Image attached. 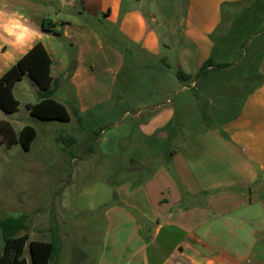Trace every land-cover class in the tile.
<instances>
[{"label":"crops","instance_id":"obj_1","mask_svg":"<svg viewBox=\"0 0 264 264\" xmlns=\"http://www.w3.org/2000/svg\"><path fill=\"white\" fill-rule=\"evenodd\" d=\"M140 1L0 0V77L36 43L42 42L52 59L54 97L70 112L68 122L76 126L74 138L89 140L86 114L97 104L106 102L92 101L93 95L88 93L90 81L83 78L84 57L88 54V42L94 39L98 43L100 36L84 22L74 28L72 15L84 17L86 13H95L94 18L100 20L102 15L105 18L119 16L121 9L128 11ZM246 2L248 0H162L170 14L164 19L167 32L151 31L145 36L147 54L156 59L162 57L168 62L167 66L190 75L189 79L178 78L176 91L191 90L199 102L206 97L208 110L206 105L199 104L213 125L201 130L196 139L187 141L180 150L172 149L166 162L155 165L147 178L110 183L112 189L105 188L101 196L72 204L73 211L61 205L51 238L31 239L33 232L29 241H51L57 235L63 244L60 255L65 250H79L72 220L75 223L81 216L99 215L103 223L101 242L95 246L93 256L83 253L81 258L64 260L59 255L49 264H264V64L252 75L237 77L246 84L258 76V83L244 91L240 87L231 90L230 84L229 88H220L211 82L201 86L215 74L230 72L238 65L235 50L216 48L213 34L218 35L223 24V3H230L229 8L245 6ZM249 3L248 8H264L262 1ZM122 19V27L133 29L132 14L126 12ZM44 20L53 22L56 30L73 40L72 46L78 50L75 53L77 67L73 72L69 71V55L57 36L41 29ZM155 20L153 17L154 23ZM127 35L138 37L133 31ZM243 52L248 56L247 51ZM210 58L229 65L210 67L206 74L198 76L202 65ZM263 59L264 55L262 62ZM26 80L30 84L27 90L22 88L27 87ZM66 81L72 89V98L67 101L56 96L60 85ZM19 87L22 93L25 90L32 93V98L26 100L32 116L28 104L39 101V87L28 74L17 82L13 91L20 105ZM186 93L178 107L187 111L188 105L193 103L191 94ZM213 95L216 96L213 98ZM18 110L7 114L12 119ZM141 110L139 108L135 115H142ZM177 113V107L170 100L168 104L155 105L146 118H139L141 134L156 137ZM160 115L169 122L156 129L153 122L161 119ZM87 148L93 152L91 145ZM77 159L74 155L72 163ZM85 243L86 249L91 247L89 240ZM27 247L29 257L25 255ZM24 256L28 264H34L29 242Z\"/></svg>","mask_w":264,"mask_h":264},{"label":"rangeland","instance_id":"obj_2","mask_svg":"<svg viewBox=\"0 0 264 264\" xmlns=\"http://www.w3.org/2000/svg\"><path fill=\"white\" fill-rule=\"evenodd\" d=\"M253 1L256 0H248L243 3L245 6L227 8L218 31L219 49H234L238 65L231 68L230 72L215 74L201 86L211 82L220 88H229L230 84L231 90L236 91L240 87L244 91L258 83V76L246 84L237 79L238 76L256 73L264 64L261 60L264 55V8L258 10L260 6H256L249 9V2ZM126 12L133 15V29L121 26L122 16ZM94 15H72L74 28L84 22L100 36L98 43L94 39L88 42V54L84 57L86 73L83 78L90 81L88 93L93 95L92 101L101 99V102H106L97 104L91 114H86L88 133L91 135L89 140L74 138V123L32 117L26 107V100L32 98L31 91H26L30 89L29 80L24 82L27 87H22L26 88L23 89L24 93L19 90L20 87L17 90L21 105L15 117L11 119V115L0 108V117L9 121L11 119L17 132L25 124L35 126L38 131V137L30 150H25L20 143L11 147L0 143V215L3 218L28 214L29 233L34 232L31 239L51 238L61 205L73 211L72 204L76 205L77 201L99 197L104 194L105 188L112 189L110 183L113 180L116 183L122 180L136 182L147 178L155 165L166 162L172 149L180 150L187 141L196 139L201 130L213 125L206 119L203 107L199 104L203 103L208 110L207 98L199 102L200 99L191 90L177 93L178 70L167 66L168 62L162 57L156 59L147 54L145 36L151 31L167 32L164 19L170 14L162 0H141L139 5L130 7L128 11L121 9L119 16L114 14L105 18L102 15L100 20H96ZM153 17L156 18L155 23ZM132 31L138 37H128L127 34ZM122 36L130 41H125ZM56 39L62 44V49L67 51L71 63L72 57L78 53L77 48L72 46L73 40L63 34ZM243 51H247L248 56ZM186 92L191 94L193 103L188 105L187 111L178 107L181 98L186 97ZM94 95L100 98H94ZM56 96L65 101L71 100L69 81L60 85ZM169 100L177 107L175 118L156 137H144L139 118H146L155 105L168 104ZM69 106L72 111V104L69 103ZM139 108H142V115H135ZM159 117L161 119L157 118L153 122L156 129L169 122L163 118L164 115ZM69 139L73 141L69 143ZM88 144L94 148L93 152L88 150ZM74 155L78 159L72 163ZM75 221L73 223L72 220L75 242L81 248L76 251L65 250L59 256L64 260L81 258L83 253L93 256L95 246L101 242L103 223L99 215L81 216ZM88 240L91 247L86 249L85 242ZM4 246L5 239L0 229V252ZM25 255L29 257L28 247Z\"/></svg>","mask_w":264,"mask_h":264},{"label":"trees","instance_id":"obj_3","mask_svg":"<svg viewBox=\"0 0 264 264\" xmlns=\"http://www.w3.org/2000/svg\"><path fill=\"white\" fill-rule=\"evenodd\" d=\"M229 5L230 3H223V12ZM54 27L53 22L44 20L41 29L51 32L57 37H62V33ZM217 36L215 32L213 37L217 42L216 48H218V42L220 41V37ZM70 64V71L73 72L77 67V58L72 57ZM51 65L52 59L44 44L42 42L36 43L0 77V108L6 113H13L19 109L20 101L14 95L13 88L17 82L28 74L39 87V101L35 104H28L32 116L40 120L69 121L71 115L67 106L54 97L55 81L51 74ZM228 65V63H216L213 58H210L202 65L198 76L206 74L210 67L221 68ZM177 75L180 79L190 78V75L185 74L182 70H178ZM36 137L37 129L35 126L27 124L18 133L9 120L0 118V143L8 147L20 143L25 150H30ZM70 141L72 142L73 139H69V143ZM92 149L94 148L92 147ZM111 183L115 184L116 182L113 180ZM28 220V214L0 218V229L5 239V246L0 254V264H28L24 256V250L28 242L34 264H49L52 259L62 252V240L57 235H54L51 241H29ZM22 231V234H18Z\"/></svg>","mask_w":264,"mask_h":264}]
</instances>
